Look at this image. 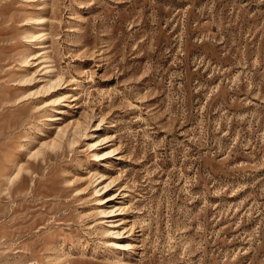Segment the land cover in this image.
Returning <instances> with one entry per match:
<instances>
[{
  "label": "rangeland",
  "instance_id": "obj_1",
  "mask_svg": "<svg viewBox=\"0 0 264 264\" xmlns=\"http://www.w3.org/2000/svg\"><path fill=\"white\" fill-rule=\"evenodd\" d=\"M0 264H264V0H0Z\"/></svg>",
  "mask_w": 264,
  "mask_h": 264
}]
</instances>
